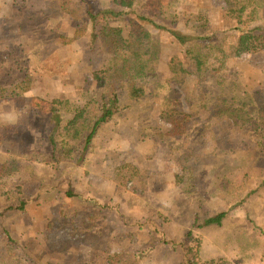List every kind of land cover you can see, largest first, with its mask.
<instances>
[{"label": "rangeland", "instance_id": "374dc122", "mask_svg": "<svg viewBox=\"0 0 264 264\" xmlns=\"http://www.w3.org/2000/svg\"><path fill=\"white\" fill-rule=\"evenodd\" d=\"M38 1L50 10V18L47 14L41 19L42 30L51 29L49 38L39 44L40 66L31 72H24L26 65L24 70L10 69L9 79L4 78L9 95L28 85L47 95L42 94L43 111L28 117L30 124L0 130L5 136L0 139V212L5 206H18L20 199L27 200L24 210L0 216V264H158L156 255L149 257L147 250L165 247L167 231H178L177 220L185 224L179 245L189 225L195 224L202 259L205 239L210 240L202 233L206 231L216 238L219 235L224 247L221 254H211L215 250L206 247L205 254L227 257L235 264H264V162L251 163L248 171L228 168L243 153L240 127L213 119L198 145L191 137L194 133L165 139L170 126L160 120V102L148 97L103 124L81 162L77 156L85 136L82 129L59 137L60 149L62 138L76 148L73 159L57 161L52 156L53 120L44 111L66 100L82 103L100 94L109 56L103 47L106 21L99 12L102 8L129 11L132 1L82 0L81 8L68 4L72 14L61 10L59 0L20 3ZM184 5L197 11L201 24L222 35L235 32L234 22L222 16V0H185ZM89 6L98 14L95 19L87 13ZM122 15L111 17L112 24L126 26V14ZM257 23L264 24V17ZM161 40L162 74L169 73L172 60L184 68V49L169 35L163 34ZM27 55L31 60L32 55ZM22 71L37 74L40 82L33 84L34 78L28 75L22 79ZM228 71L238 98L253 101L264 95V50L238 52ZM194 84L189 79L186 91ZM14 101L13 107L26 104L22 98ZM209 115L202 113L203 118ZM127 161L139 167V174L128 186L118 187L116 169ZM192 169L195 173L190 177ZM162 190L171 205L163 206L156 197ZM242 196H247L242 205L229 207ZM223 211L228 215L221 222H209Z\"/></svg>", "mask_w": 264, "mask_h": 264}, {"label": "trees", "instance_id": "16d2710c", "mask_svg": "<svg viewBox=\"0 0 264 264\" xmlns=\"http://www.w3.org/2000/svg\"><path fill=\"white\" fill-rule=\"evenodd\" d=\"M131 1L129 11L102 8L99 12L106 21L103 47L109 56L100 94L82 103L66 100L62 105L44 111L51 114L53 120L49 134L52 156L57 161L73 159L76 148L62 138L63 147L60 149L59 137L82 129L85 136L77 156V162H81L103 124L121 110L149 97L154 103L160 102V120L170 126L165 139L194 133L191 137L198 145L213 119L227 121L228 126L240 127L243 136V153L230 162L229 170L239 167L247 170L253 162H264V95L253 101L238 98L228 71V63L238 52L264 50V24L257 23L264 17V0H222V16L235 24L232 27L235 32L224 35L209 25L201 24L197 11L186 8L185 0ZM70 3L80 8L83 6L82 0H59L61 10L72 14L68 7ZM87 13L92 19L98 15L91 6ZM122 14H126V26L112 24L111 17L117 18ZM163 34L177 41L187 59L184 68L172 60L168 74L161 72ZM189 79H194L195 84L192 90L186 91ZM22 83L24 85L26 81ZM29 88V85L23 86L25 91ZM42 102L41 98L34 100L39 108ZM64 111L70 114L68 118L63 116ZM203 112L210 115L203 118ZM142 121L144 119L140 118L139 123ZM143 131H146V126ZM185 165L182 164L183 171ZM139 171L134 162H123L116 169L117 186H128L137 179ZM194 173V169L189 170L190 177ZM73 194L70 191V195ZM246 198L242 196L233 206L242 205ZM26 202L20 199L18 206L6 207L0 216L7 211L24 210ZM227 215L228 211L220 212L209 222H221ZM194 226L180 244L184 251V264H235L227 257L202 259L201 241L194 236Z\"/></svg>", "mask_w": 264, "mask_h": 264}, {"label": "crops", "instance_id": "0c3cea01", "mask_svg": "<svg viewBox=\"0 0 264 264\" xmlns=\"http://www.w3.org/2000/svg\"><path fill=\"white\" fill-rule=\"evenodd\" d=\"M3 1V4H0V130L7 129L8 126H15L17 124L24 125L28 123V117L33 114H37L38 112L41 113V109L35 106L34 100L36 98H44L47 94L46 92L41 94L36 90V88L31 86L28 90H23L20 93H15L12 95L6 91V86H8V81H4V78L9 79L8 76L10 74V69L13 72V69H23L22 66L26 65L29 66L25 71L31 72L36 70L40 66L39 60L42 59V55L38 53L40 51L39 44L42 43V38L48 39L51 34V29L48 28L42 30V17H46L47 19L50 18L49 11L47 7H45L41 1L29 3L27 2L25 5L20 3V0H0ZM49 23H53V21H49ZM51 27V26H50ZM54 31L57 32V28ZM4 47V50L2 49ZM27 54L32 55V59L27 58ZM5 58L9 61H5ZM20 70V69H19ZM19 72V71H18ZM23 75H25V73ZM34 74H36L34 72ZM33 79V84L36 82H40L36 75H31V73L26 74ZM26 75L22 78L24 79ZM20 76V74H19ZM16 77V76H13ZM18 77V75H17ZM19 78L16 81L22 80ZM42 94H45L42 95ZM22 98L28 107L17 104L13 107L14 100ZM39 108V109H36ZM23 115V116H22ZM30 124V123H28ZM4 134H0V139L4 140ZM2 167V166H1ZM3 168V167H2ZM3 192V191H1ZM88 194V193H87ZM99 196L104 195L103 193H97ZM156 197L162 199L160 203L165 206L171 205L170 202L165 201V190H162L159 193H155ZM89 196H94L89 193ZM95 197V196H94ZM102 197V196H101ZM7 199H5L6 202ZM4 202V203H5ZM99 207H103L100 206ZM230 208L233 205L229 206ZM238 207V206H237ZM6 208V206L4 207ZM3 208V209H4ZM2 209V210H3ZM229 209V208H228ZM90 224V220L88 219ZM133 222L136 223V220L133 218ZM183 222V220H182ZM177 220L175 226H177V233L174 232L171 234L170 230L167 231L164 238L165 239V247H152L148 244L151 249L148 248L147 252H149V257H153L154 254L157 257L158 264H184V253L179 245L178 238L179 232L184 227V222ZM216 220L214 221L215 224ZM213 223V222H211ZM219 223V222H216ZM90 226V225H89ZM193 228V223L189 225L187 228L189 231ZM215 230L214 228H212ZM216 231V230H215ZM195 232V230H194ZM205 237L210 238L209 241L205 239V245L203 247L204 251L202 252V257L205 258H216V255H207L205 254L206 247H211L215 250L211 254H221V250H223V242H220L218 237L212 236L206 231L202 232ZM222 239V238H221ZM172 240V241H170ZM226 240V239H225ZM162 242V241H161ZM226 243V242H225ZM161 244V243H160ZM221 249V250H220ZM220 250V251H219Z\"/></svg>", "mask_w": 264, "mask_h": 264}]
</instances>
